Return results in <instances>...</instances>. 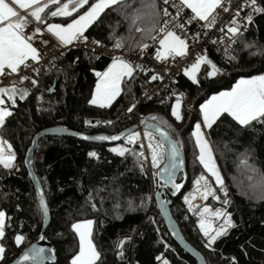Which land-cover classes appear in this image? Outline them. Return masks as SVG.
Masks as SVG:
<instances>
[{
    "label": "trees",
    "instance_id": "16d2710c",
    "mask_svg": "<svg viewBox=\"0 0 264 264\" xmlns=\"http://www.w3.org/2000/svg\"><path fill=\"white\" fill-rule=\"evenodd\" d=\"M141 2L134 0V7H140ZM258 3L264 7V0H258ZM157 4L162 7L158 0ZM48 22L61 23L64 18H49ZM148 23L146 19L141 26ZM117 25L118 36L130 35L126 20L116 12L109 13L103 24L91 27L87 34L90 39L100 40L102 44L114 48L110 26ZM131 36L134 39L128 40L126 50H137V43H152L141 33L134 32ZM248 43L264 45V14L253 16V23L238 42L236 59L231 63H225L215 51H209L207 56L223 69L222 75L207 78L205 72L209 69L202 66L198 73L200 85L193 84L184 75L179 78L178 86L184 93L183 121H176L171 115V106L176 102L173 97L142 103L132 113L127 112L133 100L137 106L148 84L149 77L141 73H137L131 93H122L110 107L100 109L90 105L88 100L96 83L94 71H103L111 61L103 57L91 59L84 49L68 51L60 66L40 77L38 87L29 88L30 95L26 99L17 97L16 106L11 109L13 116L7 118L6 126L0 129V136L13 145L16 153L15 169L9 171L0 166V210L10 217L6 237L2 241L6 248L5 259L0 264L12 263L41 239L44 216L25 166L27 151L37 133L60 127L87 135H115L135 125L137 119L141 121L152 115L167 122L162 126L178 142L185 158L187 183L183 191L173 198L171 208L185 239L204 256L208 264H229L232 257L238 264H263L264 201L257 200L253 193L248 192L249 173L241 160L246 156L249 165L264 171V124L239 128L231 118H227L219 128L214 125L215 130H208L231 194L227 210L236 224L218 240L220 245L214 247L215 252L203 247L204 239L197 227L198 217L189 214L183 200L188 192L195 189L196 179L204 173L192 136L200 119V105L212 95L230 90L241 78L264 74V58L250 55L252 50L245 47ZM53 86L54 91H49ZM38 97L41 99L38 100ZM85 121L91 123L86 124ZM106 121H112V124ZM125 139L115 145L87 143L71 136H49L39 142L34 156V171L44 188L51 213L46 235L57 258L54 264H70L79 247L71 224L87 219L94 221V242L102 253L101 264H158L155 257L161 254L171 264H197L176 244L165 226L155 201L157 174L153 182L147 161L142 174L133 155L121 157L109 151L114 147L141 151L136 144H126ZM90 151H95L99 158H89L87 154ZM183 180L184 175H181L178 183ZM90 192L96 210L87 202ZM148 197L150 200L146 208L135 207ZM129 201H132L135 210L129 209ZM216 206L213 204V207ZM17 234L24 236L19 247L14 242ZM128 236L131 241L124 245V257L118 258L116 244Z\"/></svg>",
    "mask_w": 264,
    "mask_h": 264
},
{
    "label": "snow or ice",
    "instance_id": "6c2138e0",
    "mask_svg": "<svg viewBox=\"0 0 264 264\" xmlns=\"http://www.w3.org/2000/svg\"><path fill=\"white\" fill-rule=\"evenodd\" d=\"M163 5L166 7H160L157 0H142L140 7H134V0L133 2L130 0H0V77H14L8 85L0 87V129L6 126L7 118L13 116L11 109L15 108L17 97L24 100L30 95L29 89L18 87V83L23 84L24 81H30L33 88L38 87L40 77L47 75L51 69L56 67L55 61L64 55L63 49H67L69 46L83 45L86 47L88 44H92L103 47L100 40L90 39L87 33L91 27L103 24L104 18L111 12H116L124 17L130 34L128 37L118 36L116 34L118 25L110 26V39L114 42V50H123L128 40L134 39L131 36L134 32L141 33L144 38L153 41V43H158L155 60L165 66L159 71H153L149 83L158 80L163 82L169 71L166 64L169 58L175 60L177 57L185 58L189 55L188 32L191 31L190 25H200V28L191 36V39L196 42H200L201 36H208L213 29L221 25L218 31L223 33V38L219 41L212 40V43L214 45L225 44L224 55L227 62L231 63L236 59L231 55V51H234L231 49V45L237 43L247 27L253 23L254 14H264V7L258 3V0H243V3L237 2L234 8L232 0H163ZM245 9L250 11L242 17L241 13ZM185 10H190V14ZM223 14H228V19L226 23L221 24L220 18ZM56 17L64 18V22H48L49 18ZM146 19L149 23L142 27L141 23ZM33 21L36 26L32 27L31 34H29L26 29L33 24ZM45 34L49 35L51 39H44ZM49 44L52 45L51 48L48 47ZM245 47L252 50L250 55L264 58V45L248 43ZM136 48L139 49L138 55L143 56L149 45L137 43ZM54 51L58 52V55L53 56L45 68L42 61L45 59L46 53ZM195 55V61L184 69V76L193 84L200 85L198 73L202 66H207L209 69L205 72L207 78L223 74V69L218 67L207 55L200 52ZM110 59L111 63L108 64L106 70L94 71L95 89L88 100L90 105L100 109L110 107L122 93H131L137 73L147 74L149 71L144 67V64L134 63L123 56L110 53ZM49 91H54V89H49ZM5 97L11 102V107L3 106ZM182 100L183 94L178 96L175 104L171 106V115L176 121L184 119V114L181 111ZM135 108L136 102L133 100L130 107L127 108V112L132 113ZM199 113L200 121L195 124V129L192 132L196 148L199 150L197 159L215 181L217 189L223 193V198L221 200V197L217 196L216 190L204 175L196 179L195 193H198L202 200H208L209 196L213 200H220L222 207L215 210L207 206L196 209L192 204V201L197 198L195 194L185 196L184 202L188 205L189 211H194L200 216L198 227L204 238L203 247L210 252H215L213 246L219 239L226 236L229 230L235 228L236 224L232 219V214L227 211L231 204L228 188L217 167L213 148L206 138L207 133L202 129L215 130L213 126L219 128L227 121V118H231V121L239 128H250L257 123L264 124V74L253 75L246 79L241 78L230 90L212 95L210 99L200 105ZM150 121L155 123H149ZM85 123L90 124L91 122L85 121ZM105 123L110 125L112 121ZM141 123L145 125L143 139L148 141L147 150L151 157V166L157 168L167 157L169 163L165 165L164 169L167 174L166 182H172L173 188L178 191L182 186L174 183L173 170L177 167L179 150L177 143H173L170 135L162 130L161 126L166 125L167 122L152 115L142 119ZM153 129L162 139L154 135ZM82 139L91 138L84 136ZM95 139L117 141L121 139V136H99ZM138 139H140V133L131 131L128 133L125 143L135 144ZM140 148L141 151L138 152L127 147H114L109 151L121 157L126 154L133 155L135 163L143 174L145 172L144 162L147 157L143 151V143ZM87 155L89 158H99L95 151H90ZM15 160L16 153L13 150V145L0 136V166L11 171L16 168ZM241 164L249 173L247 175L248 192L253 193L257 200L264 201V171L249 165L246 156L241 160ZM153 175L155 176V173ZM241 194L246 195L247 193ZM38 199L40 211L47 218L49 209L42 191H38ZM92 200L93 195L90 192L87 202L93 210H96V205L92 203ZM149 200L150 197L142 199L141 203L135 207L146 208ZM128 204L130 210H135L132 201H129ZM114 207H119V205ZM9 220L10 217L6 212L0 210V261L5 259L6 248L2 241L6 237ZM149 220L152 218L149 217ZM152 222L155 223V221ZM214 223L217 226L214 227ZM93 225L94 221L91 219L71 224V230L78 237L79 247L71 257L70 264H101L102 253L94 242ZM23 240L24 236L22 235L17 234L14 237V242L18 247ZM130 241L131 237L128 236L116 244L118 258L123 259L124 245ZM165 247L167 248L168 245L165 244ZM44 252L43 248L26 251L16 264H22L24 261L39 264V261L43 259ZM155 260L158 264H170V261L162 255H157ZM203 264H208V262L205 260ZM229 264H238V261L232 257Z\"/></svg>",
    "mask_w": 264,
    "mask_h": 264
},
{
    "label": "built area",
    "instance_id": "2783aa9c",
    "mask_svg": "<svg viewBox=\"0 0 264 264\" xmlns=\"http://www.w3.org/2000/svg\"><path fill=\"white\" fill-rule=\"evenodd\" d=\"M158 1L160 2L162 7H166L165 5H163V0H158ZM237 2L243 3V0H232L233 8L237 4ZM170 11L174 12V10H172V9H170ZM185 11L190 14V10H185ZM249 11H250L249 9H245L241 13V16L242 17L246 16ZM227 19H228V14H223L220 18L221 24L226 23ZM35 26H36V24L33 22V24L30 25L28 29H26V32L31 34V29H32V27H35ZM219 26H221V25H218L216 29H213L208 36H201L200 42H196V41H193L191 39V36L194 32H196L200 28V25H198V24L190 25L189 27L191 28V31L188 32V37H189L188 43L190 45L189 55L186 56L185 58L177 57V58H175V60H173L172 58H169V60L166 62L167 66L169 67V71L165 75L163 82H161L159 80L158 81H152L151 83L148 82V84L144 88L143 94H142V96H141V98H140V100L136 106V109H138L142 103H146V102L153 100V99L168 97L169 92H171L173 94V97L175 99L178 96H180L181 94H183L182 105H184V93L181 90L177 89L176 82H177L178 77H180L184 74V69L186 67H189L190 64L195 61V59H196L195 54L197 52H200L203 55H208L209 51L213 50L221 59H223V61L225 63H229V62H227L225 55H224L225 44L224 43H218V44L214 45L212 43V40H218L219 41L220 39L223 38V33H220L218 31ZM249 27H250V25L244 31V35L242 37H244L247 34ZM242 37H240V39ZM43 38L44 39H51V37L47 34H45ZM240 39L238 40V42L240 41ZM238 42L231 45V49H234V51H231V55H233V56L236 55ZM48 47L51 48L52 45L49 44ZM157 48H158V43H153V41H152V43L149 44V48L147 50H145L144 55L140 56V55H138L139 49L133 50V51H129L126 49L114 50V48H111V47L104 45V44H103V47H97V46L92 45V44H88L86 47L83 45H80L78 47L69 46L67 49H63L64 55L59 57V59H57L55 61V64H56V67L60 66L63 63L65 55L68 51H70L72 49H84L90 55L91 59H93L94 57H103V58L109 59L111 61V59H110V53H111V54H114L116 56H123L126 59H129L134 63H142V64H144V67L146 69H149L147 74H145L143 72L142 73L145 75H148V77L150 78V76L153 74V71H159L160 69H162L165 66V65H162L159 61L155 60V52H156ZM93 50H95V51H93ZM97 54H99V55H97ZM56 55H58V52H56V51L46 53L45 59L42 61V64H44L45 68H47L48 62H50L52 60V57L56 56ZM30 75H31V73H30ZM12 79H14V77H7V78L0 77V86L8 85ZM23 85H25L28 88H33L30 84V81H24ZM145 93H147V95H145ZM149 97H151V98H149ZM136 123L139 124L140 120L137 119ZM139 133H140V139H138L135 144H136V146L140 147L141 143H143V145H144L143 149L146 152V150H147L146 140L143 139V132H139ZM191 193L195 194V191L194 190L192 192L190 191L186 196H191ZM193 203H194V201H193ZM202 205L203 204L201 203L200 207H202ZM186 207H187V210L189 211L187 204H186ZM200 207H198V208H200ZM198 208H196V209H198ZM189 213L192 216H194L196 214V212H194V211H189ZM219 245H220V241H217L213 247H219Z\"/></svg>",
    "mask_w": 264,
    "mask_h": 264
},
{
    "label": "water",
    "instance_id": "95a60500",
    "mask_svg": "<svg viewBox=\"0 0 264 264\" xmlns=\"http://www.w3.org/2000/svg\"><path fill=\"white\" fill-rule=\"evenodd\" d=\"M51 89H54V86ZM149 123L154 124L155 122H149ZM161 127H162L163 131H166L170 135L172 142L177 143V145H178L179 158L176 161L177 167L173 170V181H174V183L179 184L182 187L177 191L176 189L173 188L172 182H166L167 181V174L165 173L164 169H165V165L169 163V160L166 157L165 163L161 167V169L159 170L158 175H157V179H158L160 185L158 186V189H157L156 194H155V201H156L157 207L161 213V216L164 220L165 226H166L169 234L171 235L172 239L176 242V244L185 253H187L192 258H194L197 264H203V262L206 259L195 247H193L185 239V237L183 236V234L181 232L179 225L175 221V219L172 215V212H171V208L173 205V198L178 196L183 191V189L187 183L186 162H185V158H184L182 149L180 148L178 142L163 126H161ZM131 131H136V132L142 131V132H144L145 131V125L142 124L140 121L139 124L133 125L132 127H129L127 129L123 130L122 132L115 134V135L121 136V139L117 140V141H106V140L101 141V140L95 139V137H99V136H112V135L105 134V133L95 134V135H87L84 133H79V132H75V131L65 129V128H60V127L45 129V130H42L39 133H37L33 139L32 145L29 147L27 154H26V157H25V166L28 170L29 177L32 180V183L34 185V188H35L37 195H38V191H42L44 194V197H45V202L48 206V202H47V198L45 195L44 188H43L38 176L36 175V173L34 171V156H35V153L38 149L39 142L43 138L49 137V136H55V137L71 136V137H75V138H77L81 141L87 142V143L101 144V145H115V144H118L121 141H123L127 137L128 133ZM153 132H154V129H153ZM154 135H156L158 138L162 139L161 137H159L158 133L154 132ZM84 136L90 137L91 139H88V140L82 139V137H84ZM166 147H167V145H166ZM181 161H182V163H181ZM181 175H184V180L181 183H178L179 177ZM48 209H49V206H48ZM50 221H51V213H50V209H49L48 217L47 218L44 217L43 227H42V231H41V239L39 241L35 242L34 244H32L30 247H28L16 260H14L10 264H16V262L19 260V258L26 251H31L33 248L45 249V252L43 254V259L41 261H39V264H54L57 261V258L53 252V246L48 241V238L46 235V230H47L48 226L50 225ZM22 264H32V262L24 261V262H22Z\"/></svg>",
    "mask_w": 264,
    "mask_h": 264
},
{
    "label": "rangeland",
    "instance_id": "374dc122",
    "mask_svg": "<svg viewBox=\"0 0 264 264\" xmlns=\"http://www.w3.org/2000/svg\"><path fill=\"white\" fill-rule=\"evenodd\" d=\"M5 99V105H3V106H5V107H11V102H9L8 100H7V98L5 97L4 98ZM182 104H181V110H182ZM144 133V132H143ZM146 143L148 144V141L146 140ZM147 159H146V161H147V164H148V170H149V175L151 176V174H152V177L154 178V175H153V173H155L156 172V170L158 171V169L160 168V166L164 163V161H162L160 164H159V166L157 167V168H153L152 166H151V157H150V154L148 153V150H147ZM2 167V166H1ZM157 173H155V175H156ZM153 182H154V180H153ZM155 183H156V185L157 186H159L160 184H159V181L157 180H155ZM226 185V184H225ZM213 189L214 190H216V192H217V196H219V197H222L223 198V193H221V192H219V190L217 189V187L216 188H214L213 187ZM157 190V189H156ZM193 191V190H192ZM191 191V192H192ZM194 191H195V189H194ZM228 192H229V190H228ZM189 193V192H188ZM187 193V194H188ZM186 194V195H187ZM196 194V196L198 197V202H199V205H200V203H202L203 205H202V207L203 206H207V207H209V208H211V209H213V210H215L216 208H221L222 207V204H221V201L220 200H213L212 198H211V196H209V198H208V200H202V199H200L199 198V194L198 193H195ZM185 195V196H186ZM184 196V197H185ZM229 199L231 200V194H230V192H229ZM183 200H184V198H183ZM209 200L211 201V202H209ZM185 203V202H184ZM213 204H216L217 206L216 207H213ZM199 207V206H198ZM228 211V210H227ZM194 217H198V221H199V219H200V216L196 213L195 215H194ZM214 227L215 226H217V224L216 223H214V225H213ZM197 227H198V222H197ZM198 229H199V227H198ZM199 231H200V229H199ZM201 233V232H200ZM204 239V238H203Z\"/></svg>",
    "mask_w": 264,
    "mask_h": 264
},
{
    "label": "crops",
    "instance_id": "0c3cea01",
    "mask_svg": "<svg viewBox=\"0 0 264 264\" xmlns=\"http://www.w3.org/2000/svg\"><path fill=\"white\" fill-rule=\"evenodd\" d=\"M34 23H35V21H33ZM111 63V62H110ZM104 70H106V69H104ZM103 70V71H104ZM102 72V71H101ZM246 79V78H245ZM240 80V79H239ZM235 85V84H234ZM0 87H4V86H0ZM18 87H21V88H28V87H26L25 85H23V84H19L18 83ZM29 89V88H28ZM94 89H95V87H94ZM94 89H93V91H94ZM225 91H228V90H225ZM218 94V93H217ZM214 95H216V94H214ZM119 97V96H118ZM117 97V98H118ZM116 98V99H117ZM211 98V97H210ZM209 98V99H210ZM116 100H114L113 101V103L115 102ZM112 103V104H113ZM182 107H184V105H182ZM199 121H200V119H199ZM198 121V122H199ZM194 129H195V126H194ZM194 129H193V131H194ZM204 132H206L207 133V139L210 141V139H209V136H208V130L209 129H202ZM193 139H194V142H195V138L193 137ZM196 145V144H195ZM210 145H211V147L213 148V146H212V144H211V141H210ZM197 151H198V155H199V150H198V148H197ZM213 155H214V158H215V161H216V164H217V167H218V169L220 170V172H221V175H222V177H223V179H224V176H223V173H222V171H221V168H220V166H219V163H218V160H217V158H216V155H215V152H214V149H213ZM202 166V165H201ZM202 168H203V166H202ZM203 170H204V173L202 174V175H204L205 177H206V179L208 180V182H209V184L212 186V187H214V188H216V184H215V181L208 175V173L205 171V169L203 168ZM201 176V175H200ZM199 176V177H200ZM224 181H225V179H224ZM226 184V183H225ZM78 222H80V221H78ZM93 228H94V225H93ZM78 238V237H77ZM78 242H79V240H78Z\"/></svg>",
    "mask_w": 264,
    "mask_h": 264
},
{
    "label": "bare ground",
    "instance_id": "6f19581e",
    "mask_svg": "<svg viewBox=\"0 0 264 264\" xmlns=\"http://www.w3.org/2000/svg\"><path fill=\"white\" fill-rule=\"evenodd\" d=\"M129 51H133V50H129ZM141 74H143L142 72H140ZM143 75H145V74H143ZM184 75V74H183ZM146 76H148V75H146ZM181 77V76H180ZM180 77H178V79H177V82H176V87H177V89H179V90H181L182 92H183V90L178 86V81H179V78ZM169 96L168 97H163L162 99H167V98H169V97H173V94L171 93V92H169V94H168ZM174 98V97H173ZM159 99H161V98H159ZM154 100H158V99H153V100H150V101H148V102H151V101H154ZM137 124V123H136ZM135 124V125H136ZM140 132H142V131H140ZM139 133V132H138ZM147 144V143H146ZM143 151L145 152V150L143 149ZM145 156L147 157L148 155H147V150H146V152H145ZM164 163H165V160H164ZM164 163L160 166V168L158 169V171H157V175H158V172H159V170L161 169V167L164 165ZM151 179H152V181L154 180V178L152 177V174H151ZM158 180V179H157ZM192 195H194V193H191V196ZM196 195V194H195ZM193 201H194V203H193ZM192 201V204L196 207V208H198V206L200 207V205H201V203H200V205H199V202H198V197L195 199V200H193ZM186 205V204H185ZM193 206V207H194ZM194 207V208H195ZM189 212V211H188ZM190 214V213H189ZM162 255V254H161ZM163 256V255H162ZM164 257V256H163ZM133 264H135V263H133ZM171 264V263H170Z\"/></svg>",
    "mask_w": 264,
    "mask_h": 264
}]
</instances>
